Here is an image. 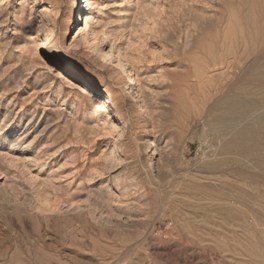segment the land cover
Instances as JSON below:
<instances>
[{
  "label": "rangeland",
  "instance_id": "1",
  "mask_svg": "<svg viewBox=\"0 0 264 264\" xmlns=\"http://www.w3.org/2000/svg\"><path fill=\"white\" fill-rule=\"evenodd\" d=\"M82 1L0 0V264H264V160L202 164L245 124L264 141L263 1L96 0L92 50ZM234 47L233 74L212 71ZM65 65L109 95H83Z\"/></svg>",
  "mask_w": 264,
  "mask_h": 264
},
{
  "label": "bare ground",
  "instance_id": "2",
  "mask_svg": "<svg viewBox=\"0 0 264 264\" xmlns=\"http://www.w3.org/2000/svg\"><path fill=\"white\" fill-rule=\"evenodd\" d=\"M253 2V0H251ZM264 3V0H262ZM82 6H84V9H87L86 14H84L83 16V21H84V34H85V43L88 46V48L90 50L94 49L95 47H99V44H101V46L105 45L106 41L105 38H102L100 30L98 31L96 29V21H95V13L98 10V2L96 0H83L82 1ZM260 3V2H259ZM258 3V4H259ZM78 4V3H77ZM85 4V5H84ZM74 5H75V0H74ZM255 5V4H254ZM263 5V4H261ZM262 7V6H261ZM83 8V7H82ZM256 8V7H255ZM257 9V8H256ZM79 4H78V15H76V19L78 18V20L81 21V18H79ZM258 10V9H257ZM259 14L262 15V18L260 20L257 19V22L255 23V26L262 29L264 31V6L258 10ZM252 13V12H251ZM250 14V13H249ZM256 19V18H255ZM251 21V20H250ZM227 24V23H226ZM247 26V25H246ZM154 28V29H153ZM161 24L159 22L154 21L152 23V29L154 30V32H152V34H148L145 37V40H147L148 42V48L150 50L153 51L154 48H151L153 46H155L157 43V39L155 37H152L153 35H159V33H161L162 29H161ZM151 29V28H150ZM248 29V28H247ZM148 30V29H147ZM152 30V31H153ZM241 30V29H240ZM151 33V32H150ZM231 35V34H230ZM223 37V36H221ZM226 37H230V36H226ZM235 38V37H234ZM255 38V37H254ZM257 38V37H256ZM264 38V37H263ZM228 39V38H227ZM258 42V40H256ZM244 43V42H243ZM264 43V42H263ZM222 44V43H221ZM225 44V43H224ZM246 45V44H245ZM255 46V45H254ZM221 47V46H220ZM219 48V47H218ZM244 49V48H243ZM247 49V47H246ZM249 49V48H248ZM256 49V48H255ZM237 51V50H236ZM252 51V50H251ZM235 52V47L232 51V57H230L229 59V63L225 64L224 62L220 63L219 65H214L211 68L212 71L217 72L219 70H222L223 72L226 73H231L233 74L234 71V62L237 60V56L234 53ZM255 52V51H254ZM264 52V50H263ZM218 53V52H217ZM220 53V52H219ZM241 53V52H240ZM262 53V52H261ZM107 54V53H106ZM260 54V53H259ZM255 55V54H253ZM107 56V55H106ZM108 56H109V60L110 63L113 65L112 66V72H113V76H118L120 73L124 74L125 79H127L129 82H133L135 83L136 81L134 80L135 78L132 79V77L129 76L130 72L127 71H123L126 67V59L120 55H115L114 52L112 51V49H110L108 51ZM213 56V55H212ZM263 56V54H262ZM259 57V55H258ZM264 58V56H263ZM214 59V58H213ZM256 59V58H255ZM258 61V60H257ZM261 61V60H259ZM264 61V59H263ZM210 62V61H209ZM211 64V63H210ZM199 66V65H198ZM264 66V65H263ZM207 67V66H206ZM63 68V67H61ZM207 70V69H206ZM210 70V71H211ZM250 70V69H249ZM221 71V72H222ZM62 75H64L65 77H67L70 81H72L73 83H77L79 84L81 93L83 95L85 94H95V93H101V94H108V92L110 91L111 87L110 85H108L107 83H101L100 84H91L88 80H86L80 73H78L77 70H75L72 67H69L67 65H65V67L63 69H61ZM201 72V71H200ZM220 72V71H219ZM210 74V72H208ZM218 73V72H217ZM222 74V73H221ZM201 75V74H200ZM257 75V74H256ZM120 76V75H119ZM203 77V76H202ZM260 77L262 78V80L264 81V70L260 73ZM201 79V78H200ZM217 81V80H216ZM115 89V88H114ZM131 89V83H130V88ZM244 89V88H243ZM112 90V89H111ZM241 90V88H240ZM135 89H131L130 94L128 95V97L126 96V98L128 99V101L130 102V104H136L138 112H141L143 115L145 113L144 107L141 104L139 95L137 92H134ZM245 91V90H244ZM251 91V90H250ZM244 93V92H243ZM247 95V94H246ZM236 96V95H235ZM245 96V95H244ZM233 98V97H232ZM109 102V101H108ZM112 103V102H111ZM222 104L224 106H226L227 109V114L231 115L235 112L240 111V109H244L239 108V104L238 100H234V99H228V100H223ZM240 105H244V104H240ZM222 107V105H221ZM244 107V106H243ZM241 112V111H240ZM242 113V112H241ZM253 118V117H252ZM251 124V123H250ZM245 124L242 127H238L239 129L233 134L231 133L230 136L226 137V138H220V143H217V153L215 154V156H211L212 159H205L203 160L202 164L205 165V167H210L212 166L216 160H219L221 162V160L223 159L224 161H226L224 158L227 156V154H229L228 152H238L241 156L245 157V158H254L256 159V162H259L258 160H264V141H263V137L262 136H257L255 134V132H253V130H257V128L253 127L252 128V124ZM19 140V139H18ZM150 146L148 147L147 151L148 152H152L151 148L154 146L152 141H150V143H148ZM216 145V144H215ZM232 154V153H231ZM206 157V156H205ZM217 157V159H216ZM228 159V158H227ZM253 159V160H254ZM235 162V161H234ZM255 162V161H254ZM264 163V162H263ZM249 165V163H247ZM252 164V162L250 163ZM254 164V163H253ZM259 164V163H258ZM258 164L252 165V169H256L258 167ZM227 165V164H226ZM261 165V164H260ZM251 166V165H250ZM264 166V165H262ZM261 166V167H262ZM234 168V167H233ZM241 168V167H240ZM264 168V167H263ZM239 169V168H238ZM243 169V168H242ZM249 170V171H251ZM258 170V169H257ZM261 171V170H260ZM255 172V171H254ZM262 172V171H261ZM260 172V173H261ZM87 182V181H86ZM239 185V184H238ZM232 186V185H231ZM235 186V185H234ZM244 187V186H243ZM233 188V186H232ZM239 189V188H238ZM247 189V188H246ZM236 190V189H235ZM244 191V190H242ZM238 194V193H237ZM243 195V192H242ZM237 196V195H236ZM241 196V194H240ZM251 196V195H250ZM247 197V196H246ZM245 197V198H246ZM242 198V197H241ZM244 198V197H243ZM259 199V198H258ZM246 200V199H244ZM215 201V200H214ZM250 201V200H249ZM222 206V205H221ZM223 208V207H222ZM220 208V209H222ZM240 208V207H239ZM222 213L224 212V214L230 218H234V217H240V215H242V212L234 207V209H222ZM205 222V221H204ZM244 230V229H243ZM244 232V231H242ZM258 233V232H257ZM243 234V233H242ZM248 236V235H247ZM220 245V244H219ZM258 248V247H257ZM27 256V254H26ZM12 257V256H11ZM25 257V256H23ZM25 259V258H24ZM27 259V258H26ZM20 264V263H19Z\"/></svg>",
  "mask_w": 264,
  "mask_h": 264
},
{
  "label": "built area",
  "instance_id": "3",
  "mask_svg": "<svg viewBox=\"0 0 264 264\" xmlns=\"http://www.w3.org/2000/svg\"><path fill=\"white\" fill-rule=\"evenodd\" d=\"M214 151V148L208 144L201 143L197 145L195 149V154H200L201 156L210 155Z\"/></svg>",
  "mask_w": 264,
  "mask_h": 264
}]
</instances>
